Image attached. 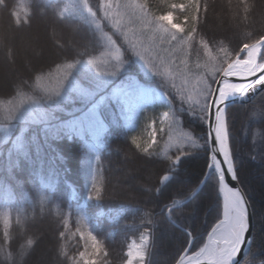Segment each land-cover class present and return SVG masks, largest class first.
Wrapping results in <instances>:
<instances>
[{
    "label": "trees",
    "instance_id": "obj_1",
    "mask_svg": "<svg viewBox=\"0 0 264 264\" xmlns=\"http://www.w3.org/2000/svg\"><path fill=\"white\" fill-rule=\"evenodd\" d=\"M87 1L97 13V0ZM221 1L234 24L219 30L211 15ZM138 2L154 23L174 13L183 31H163L157 41L164 44L172 71L202 70L210 85L207 96L227 61L264 35V0H196V7L189 0ZM172 4L186 7L173 9ZM41 29L48 50L39 56L51 58L11 76L8 90L0 93V109L19 97L38 98L44 83L62 69L91 96L73 95L57 108L44 104L49 119L14 128L6 139L0 135V264H83L80 253L92 251L90 234L100 245L95 264H124L127 243L143 232L149 235L145 264H173L190 234V251L200 247L221 214L217 175L207 171L205 115L193 106L180 108L177 88L139 69L128 46L104 24L120 49L121 75L163 91L196 146H176L164 154L165 132L156 131V117L155 142L150 148L138 146L113 104L111 110L98 105L94 114L100 121L90 122L89 102L111 85L102 88L111 68L103 74L92 66L108 52L103 34L76 0H0V53L9 66L15 63L14 49L1 44L6 32ZM161 109L159 104L145 108L135 120L137 130L144 115ZM225 117L237 181L251 209L252 253L264 255V92L247 103L230 104ZM85 139L94 147L88 148ZM205 176L193 197L181 203Z\"/></svg>",
    "mask_w": 264,
    "mask_h": 264
},
{
    "label": "rangeland",
    "instance_id": "obj_2",
    "mask_svg": "<svg viewBox=\"0 0 264 264\" xmlns=\"http://www.w3.org/2000/svg\"><path fill=\"white\" fill-rule=\"evenodd\" d=\"M76 1L88 13L93 24L101 31L107 42L108 52L93 61V68L101 70L103 74H107V69L111 68L107 74L109 75V80L104 81L102 88H107L111 85L108 89H104V93L98 96L95 101L89 102L88 109L92 113V118H89V121L92 123L100 121L98 115L94 114L98 105H103L111 110L113 104L119 112L124 125L129 130L130 137L138 146L146 147L155 142L156 132L154 142L152 137V133L155 131V117L157 118L156 131L158 130L159 133L165 132L162 149L164 154L168 149L176 146L180 148L187 145L196 146V141L191 133L181 128L180 119H178V116L171 108L170 100L163 91L140 84L134 78L121 75L123 68L120 49L110 33L103 29V26L104 24L109 26L121 38L122 42L128 46L139 69L148 74L159 76L164 80V83H171V87L177 88L178 96L182 100L180 108L184 107L189 110V107L193 106L197 108L196 114L200 117L206 116L207 102L210 97L207 96V89L210 88V85L208 86V80L202 70L197 67V69L189 71L191 74L185 70L184 75H181V72L171 70L168 56L164 54L165 46L160 41H157L165 33L161 30V22L157 20L158 22L154 23L146 16V13H140L141 4L138 0H97V13L87 0ZM88 8H91V11ZM229 15L230 13L226 7L224 9H216L211 15L214 21L213 26L219 30L227 23L232 26L234 22ZM142 16L143 19L141 18ZM208 19L210 20V17ZM165 27L168 30L171 29L167 25ZM44 31L43 29L40 32L35 30L34 32L26 30L22 32L16 31L13 35H16L17 40L14 41L12 33L10 31L6 32L1 44L12 45L15 61L14 65L5 64V57L0 53V65L4 67L3 70L6 76L11 77L24 70L27 71L26 68L29 66V62L33 58L38 57L40 53L48 50L46 43L44 45L45 40H47ZM68 73L69 71L62 69L58 76L46 81L38 98L34 96L29 98L19 97L3 103V108L0 109V119L5 121L0 123L2 139H6L14 128L23 130L28 123L49 119L48 111L44 104H48L49 108H57L60 106L58 103L62 100L71 99L73 95L89 99L91 95H88L80 84L69 78ZM208 73L212 74V71ZM153 104H159L162 109L156 114L152 110L149 114L144 115L143 125L138 131L135 123L136 118L139 117L144 108L151 107ZM165 113L167 116L164 115ZM85 143L89 145L88 148L90 146L94 147L90 140L85 139ZM144 236L148 237L147 241L142 239ZM133 242L138 246H142L141 250L145 256L143 264H145L149 244L148 233H141L137 240L130 239L127 243L125 254H127L129 245ZM126 261L127 255L124 264H126ZM136 264H139V262L137 261Z\"/></svg>",
    "mask_w": 264,
    "mask_h": 264
},
{
    "label": "snow or ice",
    "instance_id": "obj_3",
    "mask_svg": "<svg viewBox=\"0 0 264 264\" xmlns=\"http://www.w3.org/2000/svg\"><path fill=\"white\" fill-rule=\"evenodd\" d=\"M86 7L87 4H85ZM189 6L196 7V0H189ZM173 9L179 8L180 10L185 9L184 4H172ZM91 11V8H88ZM140 13H145L143 6H140ZM143 19V16L141 17ZM161 22V30L167 31L168 28L165 25L169 26L171 29L176 31H183L181 25L175 22L174 13L169 11L163 15H160L156 18ZM187 19V18H186ZM192 21L196 20V16L190 18ZM147 23L146 20H144ZM195 31V29H192ZM176 37H173L175 39ZM242 53H246V59H236L233 62L228 64V67L223 70L224 77H238L241 80L247 81V83H229L227 80L224 81L223 86L218 88V97H213L209 102V107L215 105V120L216 124L212 128L214 135V143L218 145V149L213 151V154L210 156L212 166L215 168L217 175L219 176V182L221 185H224L225 182V170L222 165H226V172L230 174L233 179H236V171L233 163V156L229 149V132L225 124V114L226 111L223 105L226 97L232 94H239L242 98L247 99L249 93L256 94L257 92H264V37H261L256 43L246 44L241 49ZM259 61V62H258ZM69 68L72 65H68ZM259 74V75H257ZM256 77L255 79H251ZM167 116V114H164ZM153 142L155 138V131L152 133ZM135 143V141H133ZM151 147V144L148 146ZM145 151H148V148H145ZM223 157V160L218 159L216 152ZM177 156L175 161L172 164L178 162L180 157ZM167 179V175L163 177V180ZM226 186V185H225ZM99 191V189H97ZM231 192L230 201L226 198L225 203V219L220 221V223L213 228V235L219 231V235L216 236V239L213 241L215 247L209 248L205 246L204 249H201L198 255H206L209 261V264H255L258 261V264H264V255H260L259 250L257 253H252L251 245L254 241L249 240L245 236V232L248 230L247 215L245 210V201L239 192V190ZM210 240L212 237H209ZM91 241V253L81 252L80 257L83 264H95L93 259L99 251L100 245L98 244L96 238L90 234L89 237ZM144 241H147L148 237H142ZM247 243L250 247L245 251V260L243 262L237 261L235 259L238 252L241 251V245ZM142 246H138L135 242L129 245L127 251V261L126 264H136L138 261L139 264H143L145 260L144 253L141 250ZM251 255L252 261L250 262L248 257Z\"/></svg>",
    "mask_w": 264,
    "mask_h": 264
},
{
    "label": "water",
    "instance_id": "obj_4",
    "mask_svg": "<svg viewBox=\"0 0 264 264\" xmlns=\"http://www.w3.org/2000/svg\"><path fill=\"white\" fill-rule=\"evenodd\" d=\"M241 54H243V53L240 50L238 55L234 59L229 61L227 63V65L221 70L220 74L218 75V77L214 83L213 90L210 94L211 97L208 101V105H207L208 109H207V116H206V118H207V121H206V129H207L206 140H207V147H208V151H209V158L213 154V151L218 149V145L214 143L215 133L212 131V128L216 124V120H215L216 106L213 105V106L209 107V102L213 99L214 96L218 97V88L223 86V83L225 80H227L229 83H247V81L241 80L238 77H224V75H223V70L228 67V64L230 62H233L236 59H241V60L246 59V57L241 58L240 57ZM257 75H259V74H257ZM255 78L256 77H252L251 79H255ZM255 95L256 94L249 93V97L247 99L242 98L239 94L229 95L228 97H226V99H225L223 105H221V107H224V109L226 111V109L229 107L230 104H234V103L240 104V103L249 102L251 100V98H253ZM216 154L218 156V159L223 160V157L218 153V151L216 152ZM222 167L224 168L225 173H226L224 185L220 184L219 176L217 175L218 176L217 180H218V184H219V188H218L219 189V195H221V206H222L221 219L212 226V229L208 232V234L205 237V242L202 245V247L199 250H197L196 252H193L191 254H189V251H188L190 248V245H191V240L189 239L190 242L188 243L187 247L184 249V252L180 255V257L174 262V264H209V261H208L206 255H198V254L200 253L201 249L205 248L206 245L209 246V248L215 247V244L211 242L212 239L210 240L209 237L210 236L212 237L213 228H216V226L220 223V221L225 219L226 198L229 201L231 199V192H229V189H232L233 191L239 190V192L241 193V195L245 201V210H246L247 222H248V230L245 232V236L249 240L252 239V237H251L252 228H253V226H252V215H251L250 205L248 204L246 195H245V193H243L242 188L237 181V178L233 179L230 174H227L226 165H222ZM163 177H162V179H163ZM192 195L193 194H191V197H192ZM248 248H249V245L247 243L242 244L241 245V251L237 253L235 259L237 261H242V259L245 257L244 253Z\"/></svg>",
    "mask_w": 264,
    "mask_h": 264
},
{
    "label": "bare ground",
    "instance_id": "obj_5",
    "mask_svg": "<svg viewBox=\"0 0 264 264\" xmlns=\"http://www.w3.org/2000/svg\"><path fill=\"white\" fill-rule=\"evenodd\" d=\"M215 8L224 9L222 1L216 2ZM50 58L51 57H47L46 55L42 54L39 57L33 58L29 62V65L32 69H35V68L39 67L40 65L46 63ZM246 58H247V55H246ZM4 63L7 64L6 62H4ZM3 69H4V67L2 65H0V93H5L8 90L7 83L10 80V77L5 75V72ZM219 234H220L219 231L215 235L212 234V241H211L212 243H213V240L216 239V236H218Z\"/></svg>",
    "mask_w": 264,
    "mask_h": 264
}]
</instances>
